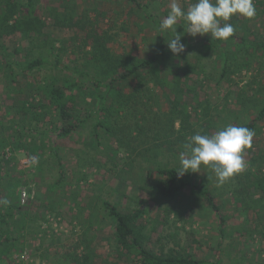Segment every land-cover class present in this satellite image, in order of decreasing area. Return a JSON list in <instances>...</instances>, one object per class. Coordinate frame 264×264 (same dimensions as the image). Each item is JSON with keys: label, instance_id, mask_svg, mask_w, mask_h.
<instances>
[{"label": "rangeland", "instance_id": "374dc122", "mask_svg": "<svg viewBox=\"0 0 264 264\" xmlns=\"http://www.w3.org/2000/svg\"><path fill=\"white\" fill-rule=\"evenodd\" d=\"M139 1L153 17L129 0H35L41 31L16 29L11 22L0 32V201H8L0 208L15 213L7 222L17 243L0 264H83L86 256L89 264H135L133 255L119 253L103 199L124 211L145 210L141 223L147 224L148 246L155 252L217 259L220 250L224 264H264V188L253 187L264 179V116H258L264 109V48L243 42L191 48L192 42L214 39L191 36L187 22L178 20L185 50L176 55L169 49L165 68L176 69L179 56L183 70L192 63L184 94L175 99L169 88L155 87L148 73L141 83L137 76L121 80L118 88L133 96L130 106L112 115L109 130L98 129L96 142L100 101L91 79L104 84L164 43L160 24L171 0ZM257 1L254 17L233 15L228 23L237 37L262 43L264 0ZM178 3L185 11L191 5ZM9 4L16 16L28 15L26 0H2L0 14ZM100 45L123 63L115 62L112 70L101 65L94 59ZM38 58L44 66L31 71L17 66ZM57 58L69 68L55 67ZM51 82L76 94L81 117L91 115L71 137L58 136L62 120L55 107H42ZM248 122L257 130L243 153V171L223 185L203 165L182 175L215 196L227 217L221 236L218 213L199 193L184 188L177 199H164L156 183L166 182V176H151L149 170H180L179 154L192 135ZM5 228L0 224V232Z\"/></svg>", "mask_w": 264, "mask_h": 264}, {"label": "trees", "instance_id": "16d2710c", "mask_svg": "<svg viewBox=\"0 0 264 264\" xmlns=\"http://www.w3.org/2000/svg\"><path fill=\"white\" fill-rule=\"evenodd\" d=\"M0 0V5H1ZM137 6L143 8L145 12L148 13V6L143 5L139 0H129ZM184 2L187 0H183ZM257 1V0H256ZM28 7L27 16H16L17 11L12 4H9L8 10L0 14V32L4 31L6 24L12 22V26L16 29L25 30H42V20L36 13V8L34 6L35 0H26ZM190 4L196 2V0H188ZM258 2V1H257ZM188 7H186L187 9ZM238 15H236L237 17ZM164 43L160 47V50L153 56L147 59H138L130 62L128 65H124L123 69L118 75L112 76L109 81H105L104 84L100 80L91 79V87L93 84L95 94L98 97L99 110L96 115V125L94 128V134L98 139L96 142L100 141V134H98V129L104 127L109 130V125L107 121L112 118L114 113H120L124 110H128L130 106V101L132 100V95L124 93L122 89L118 88V82L121 80H129L130 78L137 76L143 77V75L150 76L151 81L154 83L155 87L162 88L164 91L169 88L170 92L178 97L183 95L185 90H182V84L184 83V78L189 76V70H194L192 63L190 66L184 68L182 67L181 57L179 56L178 61L173 64L176 69L169 71L165 68V60L168 55L169 47L167 42L171 41L174 37L170 31H163ZM182 43L183 40L181 39ZM243 42L245 44L252 45L254 48L262 47L264 48V42L257 43L254 41H249L245 38H239L235 34L231 36L227 41L216 40L212 42L198 41L190 43L191 48H195L196 45L212 44L213 46H224L227 47L230 44ZM168 49V50H167ZM94 59L99 61L101 65H105L108 70H112L115 62L120 64L123 60L118 56L114 58L109 49L105 46L100 45L95 50ZM170 57V56H169ZM121 60V61H120ZM55 67L69 68L64 65L58 58L53 62ZM45 62L38 58L27 62L25 65H17L24 71H31L36 67L44 66ZM164 65V66H162ZM167 65V64H166ZM181 71H185L182 76ZM173 75L172 78L170 75ZM83 75V73H82ZM140 83L143 80L140 78ZM139 84V83H138ZM169 85V86H168ZM99 86V87H98ZM98 88V89H97ZM44 98L46 102L43 104V108L55 107L58 112L60 119L62 120V125L58 128L59 137H71L73 132L83 126L91 117L88 114L86 117H81L83 113L78 107L77 96L75 93H68L64 88L60 87L58 84L51 82L47 84ZM178 103V102H177ZM40 105V104H39ZM201 105V104H200ZM187 108L184 112L186 114ZM259 117L264 116V109H262L258 115ZM208 123V121H206ZM237 126H243L250 129L253 133L257 130L255 122H248ZM208 130V129H207ZM206 130V131H207ZM56 150V148H54ZM150 175L160 174L166 176V182L156 183L161 196L164 199L175 200L179 196V192L188 188L199 193L205 201L209 204L211 209L219 215V226L221 236L227 232L226 229V219L227 217L222 214L221 207L215 199V196L207 187H202L194 184L190 180H186L183 176L178 174V169L176 167H157L155 170H149ZM153 179V177H150ZM65 172L64 169L60 168V181H64ZM151 179V180H152ZM264 179L258 178L253 182V187L264 188ZM155 180L152 183L155 184ZM6 207L8 209H6ZM101 207L107 213V215L113 220L115 224V237L118 245V250L121 256L133 255L138 261L135 264H224L222 257L220 256V250H217V259H205L198 258L192 254H175L173 250L169 252H155L148 246L150 241V231L146 223H141V218L145 210H141L139 207L135 209L124 211L121 210L118 205L113 204L109 200H101ZM6 209V210H5ZM15 213L11 210L9 211L8 206L0 208V224L6 225L7 228L2 229L0 232V262L11 257L12 249L16 247V238L12 235V228L10 223L7 222L8 216H14ZM240 233V232H239ZM250 234V232H248ZM83 264H89L86 262Z\"/></svg>", "mask_w": 264, "mask_h": 264}, {"label": "clouds", "instance_id": "9594fccd", "mask_svg": "<svg viewBox=\"0 0 264 264\" xmlns=\"http://www.w3.org/2000/svg\"><path fill=\"white\" fill-rule=\"evenodd\" d=\"M256 14L253 0H196L187 11L178 0H171L170 12L163 18L160 30L175 33L167 42L173 54L184 52L185 44L177 32L178 20L187 22V33L193 37L210 34L212 39L227 41L235 32L228 21L233 15L252 18ZM222 21L224 22L222 24ZM254 133L243 126L227 125L212 135H192L185 151L180 152V176L187 172H199L201 166L211 167L220 185L246 168L243 153L251 147ZM7 204L8 201H0Z\"/></svg>", "mask_w": 264, "mask_h": 264}]
</instances>
